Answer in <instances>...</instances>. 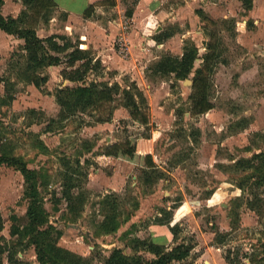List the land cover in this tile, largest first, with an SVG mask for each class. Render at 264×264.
Listing matches in <instances>:
<instances>
[{
    "label": "rangeland",
    "instance_id": "374dc122",
    "mask_svg": "<svg viewBox=\"0 0 264 264\" xmlns=\"http://www.w3.org/2000/svg\"><path fill=\"white\" fill-rule=\"evenodd\" d=\"M11 1L20 3L23 26L39 37L81 45L100 62L72 82L62 74L68 47L60 64L34 73L37 87L23 78L21 43L0 35V149L36 170L49 223L61 231L57 244L85 264H104L114 248L133 254L137 237L167 249L192 245L185 259L191 264H229L227 256L232 264H264V1L258 15L242 0H101L71 19L52 0ZM161 31L173 34L157 42L153 35ZM190 41L199 55L188 77L151 70L163 54L181 55ZM92 81L118 82L137 102L141 90L146 102L130 115L120 89L112 101L62 116L56 90ZM207 102L212 107L200 112ZM137 136V151L151 152L144 169L99 158ZM152 166L159 175L150 181L144 170ZM71 168L73 192L82 200L77 215L62 196ZM108 196L118 226L105 232L98 225ZM28 202L21 172L1 164L0 235L15 258L43 264L28 237L10 233L12 224L25 223Z\"/></svg>",
    "mask_w": 264,
    "mask_h": 264
},
{
    "label": "trees",
    "instance_id": "16d2710c",
    "mask_svg": "<svg viewBox=\"0 0 264 264\" xmlns=\"http://www.w3.org/2000/svg\"><path fill=\"white\" fill-rule=\"evenodd\" d=\"M32 1L33 0H24L26 4ZM252 1L253 0H242V3L245 8L249 9L252 7ZM3 3L4 0H0V29L23 40V42L19 44V47L21 49V55L24 57V67L22 70L25 80L34 83V85L38 87L40 85L39 81L35 79L40 76L34 73L48 66L60 64L62 59L59 54L68 47L72 48H70L67 53L66 63L69 68L62 70L64 78L72 82H80L84 80L86 73L90 69L100 66V62L98 60L94 61L88 50L81 45L73 44L68 40L64 44H60L55 40L56 35L42 38L38 36L33 27L23 26L25 21L24 16L26 15L24 10L20 11L17 17L9 15L4 16L2 13ZM131 12V9L127 10L128 14H131ZM172 34V31H161L154 34L153 38L157 42H163L172 36ZM51 51H55V53ZM198 55V46L193 41H190L184 45L181 55H173L171 53L163 54L152 64L151 70L158 73L170 74L173 75L175 79L181 80L188 77ZM77 62L80 63L76 65ZM40 79H42V82L47 81V77H41ZM100 85H103L102 88H100ZM135 85L136 84H132L133 87H135ZM120 89L121 86L118 82H114L109 86L107 82L92 81L89 85L78 84L76 86L58 88L55 95L57 102L61 106V115L64 116V114H73L77 110L84 111L90 106L96 105L101 100L112 101V91H119ZM121 90L124 96V105L130 110V115H133L136 112L135 110L139 108V102H146V98L141 90L137 89V94L140 96V101L137 102L131 89L123 88ZM10 99L11 98H9V100ZM5 100L8 101L7 98ZM211 107V104L207 102L199 111L204 112ZM138 137L139 136L133 137L132 140L128 142V145L124 147L115 146L116 150H107L104 154L128 161L143 168L145 166L141 164L142 159L151 158V155L137 152L136 140ZM1 164L13 166L21 172L24 178V196L29 201L26 209L25 223L22 225L21 229L19 225L12 224L10 233L12 235L23 234V236L28 237V241L34 244L36 256L40 263L85 264L86 259L83 256L57 244L61 236V231L53 224L49 223L47 210L39 194L36 170L28 167L27 163L20 157L9 154L5 147L0 149V165ZM66 164L69 166V162L65 161V165ZM152 167L154 168L149 170V172L148 170H144V178L150 181L159 175L156 174L159 170L155 168V166ZM74 172L75 169L73 170V168H71V172L66 171L64 173L65 182L62 189V196L67 202L70 213L77 215L82 209V205H80L82 200L80 199V193L76 194L73 192L75 186L73 181ZM113 202L114 200L109 201V196L102 200L106 212L98 226L105 232L114 231L118 226L116 214L117 205ZM3 228L4 220L0 213V232ZM170 229L174 230L173 227H170ZM131 246L135 250L133 254H126L122 249L114 248L110 254L104 258V264H172L174 261H178L179 264H191L185 262V259L188 257L193 246L183 242L167 249L162 244L137 237L133 240ZM140 248L150 251L154 254V257L150 259L145 258L142 254L137 252ZM15 253L10 251L8 248V241L0 235V264H6L3 259L4 254H6V259L9 263L27 264L15 258ZM226 260L229 264H232V260H230L228 256Z\"/></svg>",
    "mask_w": 264,
    "mask_h": 264
},
{
    "label": "crops",
    "instance_id": "0c3cea01",
    "mask_svg": "<svg viewBox=\"0 0 264 264\" xmlns=\"http://www.w3.org/2000/svg\"><path fill=\"white\" fill-rule=\"evenodd\" d=\"M98 1H101V0H52L54 5L57 8H59L61 11L66 13L70 19L73 17L82 16L86 10H88L94 3L98 2ZM143 1H145V0H142V2ZM261 1H264V0H253L252 1V7L249 10L251 12H254V14H257V12H258V15H259V11H257V8H258L257 3L261 2ZM262 5L264 6L263 2H262ZM20 11L21 10H20V3L19 2H14L11 0H4V3L2 5V13L4 16L9 15V16L17 17L18 14L20 13ZM254 19H253V22L255 21L258 24L259 19H257V18H254ZM0 35L14 36L12 34L6 33L5 31L1 32V29H0ZM17 41H19L20 43L23 42L21 39H18V38H17ZM136 148H137V146H136ZM139 153H141V152H139ZM150 153L151 152H147V153L142 152L141 154H150ZM98 156H99V158H101V157H104V158L113 157L111 155H105V154H101ZM117 159H119V158H117ZM130 164H133V163H130ZM5 262L9 264L8 261H5Z\"/></svg>",
    "mask_w": 264,
    "mask_h": 264
},
{
    "label": "bare ground",
    "instance_id": "6f19581e",
    "mask_svg": "<svg viewBox=\"0 0 264 264\" xmlns=\"http://www.w3.org/2000/svg\"><path fill=\"white\" fill-rule=\"evenodd\" d=\"M140 150V149H139ZM143 152H145L146 150H142ZM163 228V227H162ZM158 231V230H157ZM168 235V234H167ZM162 241V240H161ZM167 241V240H166ZM169 241V240H168Z\"/></svg>",
    "mask_w": 264,
    "mask_h": 264
}]
</instances>
